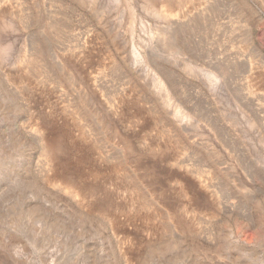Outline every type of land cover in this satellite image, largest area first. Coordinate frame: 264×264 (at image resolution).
<instances>
[{"label":"rangeland","instance_id":"374dc122","mask_svg":"<svg viewBox=\"0 0 264 264\" xmlns=\"http://www.w3.org/2000/svg\"><path fill=\"white\" fill-rule=\"evenodd\" d=\"M155 1L0 0V264H264V0Z\"/></svg>","mask_w":264,"mask_h":264},{"label":"bare ground","instance_id":"6f19581e","mask_svg":"<svg viewBox=\"0 0 264 264\" xmlns=\"http://www.w3.org/2000/svg\"><path fill=\"white\" fill-rule=\"evenodd\" d=\"M174 3V1L172 0H157L154 2V4H157L159 6V8L161 9V11H167L168 13L169 12V8L168 6L171 5V3ZM135 51V50H134ZM159 84L163 87V83L158 80ZM44 150L48 156L49 159H52V156L54 155L52 149H51V145L49 144V142H47V140L44 142ZM75 192H78V190L76 188H72Z\"/></svg>","mask_w":264,"mask_h":264}]
</instances>
